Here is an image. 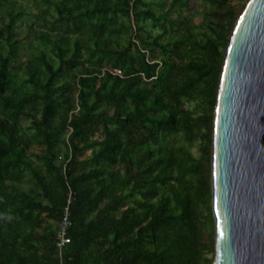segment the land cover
<instances>
[{"label":"trees","instance_id":"trees-1","mask_svg":"<svg viewBox=\"0 0 264 264\" xmlns=\"http://www.w3.org/2000/svg\"><path fill=\"white\" fill-rule=\"evenodd\" d=\"M249 1L0 0V264L213 263L215 110Z\"/></svg>","mask_w":264,"mask_h":264},{"label":"water","instance_id":"water-1","mask_svg":"<svg viewBox=\"0 0 264 264\" xmlns=\"http://www.w3.org/2000/svg\"><path fill=\"white\" fill-rule=\"evenodd\" d=\"M212 190V264H264V0L249 1L225 54Z\"/></svg>","mask_w":264,"mask_h":264},{"label":"built area","instance_id":"built-area-1","mask_svg":"<svg viewBox=\"0 0 264 264\" xmlns=\"http://www.w3.org/2000/svg\"><path fill=\"white\" fill-rule=\"evenodd\" d=\"M114 71L116 74L122 75L121 69L117 68ZM71 202H72V196L70 193V197H69L67 205L64 208L63 217L60 222V226H59V230L57 234V247L59 249L60 256H62L63 250L72 240L69 235V230L73 225V219L71 216V208H70Z\"/></svg>","mask_w":264,"mask_h":264},{"label":"rangeland","instance_id":"rangeland-1","mask_svg":"<svg viewBox=\"0 0 264 264\" xmlns=\"http://www.w3.org/2000/svg\"><path fill=\"white\" fill-rule=\"evenodd\" d=\"M246 0H233V3L235 5H238V7H240L243 3H245ZM196 6V9L200 8V3L197 2L195 4ZM186 142V141H185ZM186 144L189 146V148L195 152L196 154L199 153V146H200V143L199 142H196L195 144L191 145V144H188V142H186Z\"/></svg>","mask_w":264,"mask_h":264}]
</instances>
